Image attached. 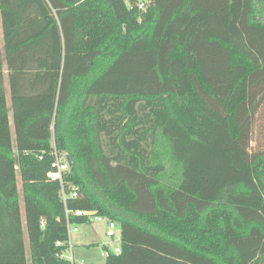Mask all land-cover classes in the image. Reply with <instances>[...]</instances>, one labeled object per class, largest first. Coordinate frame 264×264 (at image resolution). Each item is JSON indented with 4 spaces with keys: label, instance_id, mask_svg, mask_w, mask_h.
<instances>
[{
    "label": "trees",
    "instance_id": "16d2710c",
    "mask_svg": "<svg viewBox=\"0 0 264 264\" xmlns=\"http://www.w3.org/2000/svg\"><path fill=\"white\" fill-rule=\"evenodd\" d=\"M128 2L0 0V264H71L77 209L103 264H264V0Z\"/></svg>",
    "mask_w": 264,
    "mask_h": 264
},
{
    "label": "rangeland",
    "instance_id": "374dc122",
    "mask_svg": "<svg viewBox=\"0 0 264 264\" xmlns=\"http://www.w3.org/2000/svg\"><path fill=\"white\" fill-rule=\"evenodd\" d=\"M0 44H2L1 28H0ZM5 88H6V101L8 108H10V98L8 93L7 79L5 76ZM10 119V129L13 137V126L11 112H9ZM152 151L150 153L149 162L160 163L163 165V170L159 176L160 183L163 186H170L173 184L174 178L172 177L173 172L176 173V168L170 163V158L167 157V149L160 145L159 143H153L149 147ZM61 153V152H60ZM62 155H59V159H62ZM17 188H18V200L21 207L22 220L24 219L23 214V200H22V190L21 181L19 174L17 172ZM77 226V231H72L70 233V244L72 251V258L75 262H85V263H96L103 264L105 262V256L103 255V248L101 243L107 241L109 238L105 235L107 228L106 219L100 221H93L90 223L72 224V226ZM118 233V229H115ZM117 244L116 242L114 245ZM26 256L28 259V264H30L29 248L26 241ZM67 255L70 257V249L67 251Z\"/></svg>",
    "mask_w": 264,
    "mask_h": 264
},
{
    "label": "built area",
    "instance_id": "2783aa9c",
    "mask_svg": "<svg viewBox=\"0 0 264 264\" xmlns=\"http://www.w3.org/2000/svg\"><path fill=\"white\" fill-rule=\"evenodd\" d=\"M131 4L134 6H137V8L140 10L145 7V0H134V2H128V5L131 6ZM53 165L56 167V171L50 173V176L52 179H59L61 181V172L68 169L69 167L68 162L66 161L64 156L62 157V159H59V157L56 155V159ZM60 193H61L62 200L65 202L67 196L63 188H61ZM71 196L73 197L77 196V191L75 189L72 190ZM90 211L92 210L77 209L74 211V213L78 216L89 217L90 222L106 219L107 228L105 231V235L109 239L101 243V246L103 248V255L106 257L109 254H119L121 251V247H120L121 236H120V228L118 224L114 220L108 217H105V216L98 215L96 213L93 215H90ZM116 228L118 229V233L115 232ZM77 230H78L77 226L76 225L72 226V224L67 220V234H68V247H69L68 250L70 249V257L66 254L65 255L61 254L59 256L60 257L65 256L66 258L70 260L71 264H74V259L72 258V251H71V244H70L69 236L72 231H77ZM115 242L117 244L114 245Z\"/></svg>",
    "mask_w": 264,
    "mask_h": 264
},
{
    "label": "water",
    "instance_id": "95a60500",
    "mask_svg": "<svg viewBox=\"0 0 264 264\" xmlns=\"http://www.w3.org/2000/svg\"><path fill=\"white\" fill-rule=\"evenodd\" d=\"M65 159H66V161H67L69 164L71 163L70 158H69L68 155L65 156ZM95 213H96V211H94V210L90 211V215H93V214H95Z\"/></svg>",
    "mask_w": 264,
    "mask_h": 264
}]
</instances>
